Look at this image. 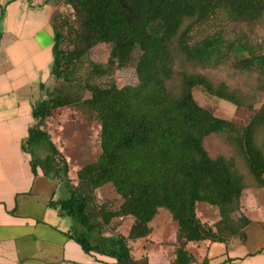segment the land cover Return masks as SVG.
<instances>
[{"label": "trees", "instance_id": "trees-1", "mask_svg": "<svg viewBox=\"0 0 264 264\" xmlns=\"http://www.w3.org/2000/svg\"><path fill=\"white\" fill-rule=\"evenodd\" d=\"M72 10L69 22L54 13L51 73L58 81L77 84L89 96L59 89L33 104L32 123L21 147L30 154L33 172L58 179L67 195L50 200L58 215L71 220L68 234L85 252L114 257L119 264H148L135 258L130 240L146 237L150 222L162 208L177 223L174 259L169 264L195 260L188 244L208 240L228 242L243 237L250 220L241 210L246 182L234 158L211 157L203 140L224 134L243 157L254 182L263 185L264 152L256 142L264 126V100L255 108L225 82L191 70L212 68L230 61L241 71L255 72L264 92V50L244 33L226 36L224 29L194 39L196 25L217 18L240 23L264 18V0H64ZM98 43L110 45L106 63L87 57ZM71 45L70 48L65 45ZM135 84L119 87L113 72L125 67L133 52ZM84 66L85 75L78 77ZM108 78L104 84L97 79ZM252 111L239 125L216 116L197 103L195 88ZM80 103L100 122V153L82 165L73 181L65 156L46 129L52 111ZM110 184L121 202L116 208L96 204L92 193ZM218 209L209 224L196 212L198 203ZM239 213V214H238ZM132 216L127 236L110 226L115 217ZM106 227L110 234L105 233Z\"/></svg>", "mask_w": 264, "mask_h": 264}, {"label": "crops", "instance_id": "crops-1", "mask_svg": "<svg viewBox=\"0 0 264 264\" xmlns=\"http://www.w3.org/2000/svg\"><path fill=\"white\" fill-rule=\"evenodd\" d=\"M63 6L64 0H0V264H119L114 257L85 252L68 234L70 218L48 205L67 195L64 186L39 167L33 172L30 154L21 147L33 104L58 81L51 73L52 18ZM262 178V186H246L241 197V212L250 220L243 237L189 243L197 253L188 264H264ZM160 211L146 237L129 241L132 255H146L148 264H169L175 257L177 223L168 216L156 232L153 221ZM133 221L129 215L115 217L110 226L127 236Z\"/></svg>", "mask_w": 264, "mask_h": 264}, {"label": "rangeland", "instance_id": "rangeland-1", "mask_svg": "<svg viewBox=\"0 0 264 264\" xmlns=\"http://www.w3.org/2000/svg\"><path fill=\"white\" fill-rule=\"evenodd\" d=\"M57 12L65 16L69 22H72L73 15L69 6L65 5ZM216 17L204 24L196 25L192 32L194 39H198L217 29H224L228 38H232L236 33L241 32L248 35L254 43L259 44L264 50V18L253 22L234 23L224 21L218 16ZM65 47L70 48L71 45L66 44ZM109 52V44L98 43L89 50L87 57L98 63H106ZM137 56L138 51L135 50L128 64L113 72L111 79H114L119 87L136 83L135 62ZM188 68L207 75L214 82H225L231 89L237 90L243 96L245 104L252 103L257 108L264 100V92L258 87L259 81L256 73L241 71L234 67L230 61L212 68ZM77 74L79 78L84 77V66L79 67ZM107 80L108 78H99L97 82L104 84ZM48 87L49 90L42 93L43 98H46V94L55 89H59L65 94L76 93L77 96H89V92L81 90L77 84L56 81L55 84H51ZM193 96L199 105L210 109L216 116L231 120L239 125L245 124L252 113L251 110L245 107L238 108L228 101L210 96L199 87L193 90ZM46 129L51 140L65 156L69 167L68 175L73 181L76 179V171L82 165L97 159L100 153V122L95 117L94 112L86 106L77 103L53 110L51 116L47 118ZM256 142L264 152V126L258 130ZM203 144L211 157L223 155L227 158H234L238 171L244 175L246 185L250 187L255 184L243 157L224 134H210L204 138ZM92 196L96 204L104 203L110 208H116L121 202L120 197L114 192L110 184L95 189ZM196 212L201 221L209 224L219 218L218 209L207 203H198ZM168 216H170V213L162 208L153 221L156 232H158L159 222ZM156 236L157 234L154 233V237ZM134 250L138 253L139 248L134 246ZM189 250L197 253L195 243L190 245ZM156 253H158L157 250Z\"/></svg>", "mask_w": 264, "mask_h": 264}]
</instances>
